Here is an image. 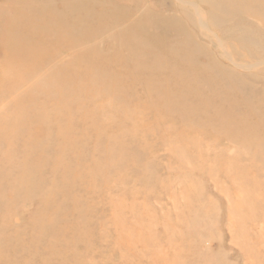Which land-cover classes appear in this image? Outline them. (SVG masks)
<instances>
[{
    "label": "rangeland",
    "instance_id": "374dc122",
    "mask_svg": "<svg viewBox=\"0 0 264 264\" xmlns=\"http://www.w3.org/2000/svg\"><path fill=\"white\" fill-rule=\"evenodd\" d=\"M0 264H264V0H0Z\"/></svg>",
    "mask_w": 264,
    "mask_h": 264
},
{
    "label": "bare ground",
    "instance_id": "6f19581e",
    "mask_svg": "<svg viewBox=\"0 0 264 264\" xmlns=\"http://www.w3.org/2000/svg\"><path fill=\"white\" fill-rule=\"evenodd\" d=\"M240 1H242V0H240ZM253 2H255V1H253ZM244 3V2H243ZM221 4V3H220ZM223 5H224V3H222ZM228 4H230V3H228ZM250 4V3H249ZM212 5V4H211ZM213 6V5H212ZM214 6H216V4L214 5ZM218 6V5H217ZM229 6H231V5H229ZM235 5L233 4V7H234ZM243 6V5H242ZM220 7V6H219ZM228 8V7H227ZM238 8V7H237ZM215 9V8H214ZM221 9H223V8H221ZM229 9V8H228ZM227 9V10H228ZM232 9V8H231ZM224 10V9H223ZM238 10V9H237ZM242 11V10H241ZM194 12H196V11H194ZM220 12V11H219ZM230 12V11H229ZM251 13H253V12H251ZM230 14V13H229ZM232 14V13H231ZM256 14V13H255ZM254 14V15H255ZM228 15V14H227ZM229 16V15H228ZM198 21V20H197ZM230 21V20H229ZM199 23V22H198ZM161 43V42H160ZM181 51V50H180ZM143 57V56H142ZM143 59V58H142ZM260 64V63H259ZM158 65H159V63H158ZM155 67H157V66H155ZM161 74V73H160ZM159 77V76H158ZM157 77V78H158ZM159 79V78H158ZM207 94H209V93H207ZM187 96V95H186ZM194 96V95H193ZM209 97V96H208ZM206 98V97H205ZM210 98V97H209ZM214 98V97H213ZM186 99V98H185ZM195 99V98H194ZM207 99V98H206ZM211 99V98H210ZM187 101V100H186ZM200 101H202V100H200ZM206 102V101H205ZM209 102V101H208ZM207 102V103H208ZM212 104V103H211Z\"/></svg>",
    "mask_w": 264,
    "mask_h": 264
}]
</instances>
